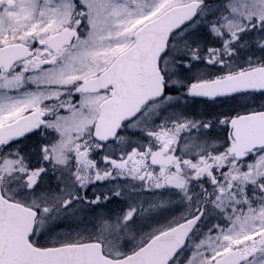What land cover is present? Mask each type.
Listing matches in <instances>:
<instances>
[{"label":"snow or ice","instance_id":"1","mask_svg":"<svg viewBox=\"0 0 264 264\" xmlns=\"http://www.w3.org/2000/svg\"><path fill=\"white\" fill-rule=\"evenodd\" d=\"M0 264H264V0H0Z\"/></svg>","mask_w":264,"mask_h":264}]
</instances>
